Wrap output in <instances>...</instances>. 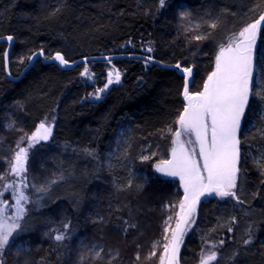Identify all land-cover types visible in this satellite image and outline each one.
I'll return each mask as SVG.
<instances>
[{"label":"trees","instance_id":"1","mask_svg":"<svg viewBox=\"0 0 264 264\" xmlns=\"http://www.w3.org/2000/svg\"><path fill=\"white\" fill-rule=\"evenodd\" d=\"M173 7L190 12L191 19H176ZM263 9L264 0H166L163 10L160 0H0V36L14 37L9 55L12 77L19 75L36 50L43 49L47 56L59 51L70 61L89 54L146 53L151 47L153 51L146 54L161 62L193 67L191 92L195 93L209 75L217 49ZM212 23L216 28L210 27ZM197 35L207 38L198 41ZM6 46L0 43V124L14 131L16 126L27 135L40 121L55 117L50 140L29 153L28 170L29 178L36 180L46 166L52 173L49 179L58 182L41 206L43 216L36 214L41 218L33 216L25 222V228L32 223L37 234L23 245V251L10 244L2 264H76L81 254L88 257L86 264H156L165 241L163 221L173 216L182 193L177 181L163 180L152 166L156 160L167 159L183 108V77L141 59H116L113 63L122 73L121 82L110 86L99 102H85L89 93L106 82V61L89 63L95 73L92 82L79 76L83 64L67 70L40 59L22 78L12 81L4 71ZM257 49V90L239 134L235 190L239 202L217 197L203 200L182 246L181 264H196L204 242L222 236L226 242L213 264H264V99L259 98L264 94V32L259 34ZM120 127H124L122 135ZM141 156L151 159L142 161ZM37 163L40 170H33ZM130 179L132 187L117 190ZM52 204L66 208L59 215L71 219L74 236L70 240L51 238L50 225L62 220L50 212ZM93 207L99 212L96 217L88 210ZM124 221L136 227L125 232ZM42 230L48 235L40 237ZM249 236L252 242L244 245ZM17 239L26 240L23 233ZM81 241L95 245L93 253H82ZM154 244L156 255L149 258ZM99 247L100 257L93 258Z\"/></svg>","mask_w":264,"mask_h":264},{"label":"snow or ice","instance_id":"2","mask_svg":"<svg viewBox=\"0 0 264 264\" xmlns=\"http://www.w3.org/2000/svg\"><path fill=\"white\" fill-rule=\"evenodd\" d=\"M166 0H160L161 8L164 7ZM181 18L191 16L190 12L183 11L180 13ZM216 24L212 23L211 28H216ZM264 32V12L259 14V17L239 33V39L227 48L221 47L215 57V68L209 73L204 81L203 90L196 93H189L188 86L190 83L189 77L192 75L193 69L185 67L182 73L185 77L184 97L187 103L184 106L183 112L177 120L178 127L174 133L172 141L173 147L170 150V159L161 160L155 165V171L168 177H179L181 185L184 189V197L180 201V211L176 213V224L174 228L170 225L165 227L163 252L160 255L159 264H178V253L184 242L186 234L192 229L194 214L197 205L201 202L202 197H218L221 200L225 198H233L239 202V197L235 189L237 188L240 159L241 143L238 133L241 130L243 120L246 115V109L249 105L250 97L257 90L253 80V49L257 42V35ZM206 36L197 35L196 40L206 39ZM9 41L13 40L12 36L7 37ZM146 53H151L153 49L148 47L144 50ZM43 57L45 60L58 62L62 68H70L76 62L69 61L65 55L57 51L54 56L45 55L43 49L39 53H33L27 57L29 62H32L34 57ZM108 67L106 68V82L102 88H97L94 93H89L85 97V102H99L103 99V94L110 86L121 82L122 73L116 68L111 57L104 58ZM145 63L153 61L151 55L146 56ZM24 58H21L23 62ZM80 63L84 65L83 70L79 73L81 78L88 81L95 79L94 71L89 67V60L84 57ZM7 61H5V67ZM177 69L181 65H175ZM29 69L26 64L24 71ZM259 98L264 99V94ZM264 116V113H262ZM55 117L52 120L55 121ZM53 125L41 122L36 131L30 136L21 137V141L27 140L28 146L19 147V150L14 153L13 161L11 162L9 175L18 177V181L5 183L0 190V197L11 189V197L14 203L9 204V201L0 199V253H2L26 228L23 224L24 219L29 214L27 205L40 204L44 195L50 188L58 182L57 179H52L46 184L36 187L34 184L29 185L27 181V163L29 153L41 141H49L52 136ZM171 131V129H169ZM195 136V142L199 145L198 158L195 151L189 152L186 143L183 141V136ZM93 156L92 152L87 153ZM127 155V154H125ZM155 155V154H153ZM140 159L149 160L150 156H141ZM202 161V164H201ZM259 163V162H258ZM131 172V169H129ZM3 177H0L2 179ZM63 175L59 180H63ZM133 181L130 179L126 186H117L118 191H122L124 187H132ZM137 187H141L137 185ZM29 188L33 190V194L37 197H32L27 194ZM9 209H12V214L7 215ZM130 214H131V210ZM102 221V217L99 218ZM172 217H169L170 221ZM235 221V218H232ZM124 231L129 228H135L136 225L129 224L124 221ZM167 224V222H166ZM64 232H59L53 237L57 242L70 240L72 235L67 231L69 223H65ZM171 231L169 239L168 232ZM233 229L228 228L231 233ZM45 235H48L46 233ZM206 242V241H205ZM252 242V237L243 241L244 245ZM224 240L218 242V246L222 247ZM80 249L83 252L93 253L95 245H87L83 241L80 242ZM217 247V245H213ZM156 245H153L151 256H155ZM23 251L24 249H19ZM100 257V252H94L93 258ZM139 259V253H137ZM234 259V258H233ZM88 257L81 254L76 264H86ZM218 260L217 251L205 252L201 248L199 264H212Z\"/></svg>","mask_w":264,"mask_h":264},{"label":"rangeland","instance_id":"3","mask_svg":"<svg viewBox=\"0 0 264 264\" xmlns=\"http://www.w3.org/2000/svg\"><path fill=\"white\" fill-rule=\"evenodd\" d=\"M186 11V10H185ZM172 12L173 13H176L177 14V16L175 17L176 19H178V20H180L181 18V16H180V13L181 12H183V9L182 8H177V7H173L172 8ZM187 22H189L188 20H187ZM236 35H234V36H231L230 37V40H229V42H231V40H233L234 39V37H235ZM220 48V47H219ZM218 50V49H217ZM217 53V52H216ZM84 67V66H83ZM82 67V68H83ZM83 70V69H82ZM82 79H84V78H82ZM85 81H87V82H92V81H88V80H86V79H84ZM177 120V119H176ZM43 122H45L46 124H52L53 125V123H54V121L52 120V118H49V119H44V120H42ZM42 121H40L37 125H36V127H35V129L32 131V132H30V133H28L27 135H23L22 133H20V128H18V127H14V129H15V131L12 129V127H8V126H6L5 125V123H1L0 124V176H2L3 178L1 179V186H0V190H2V186L5 184V183H11L12 181H18L19 180V178L18 177H15L14 175H9V173H10V167H11V162L13 161V157H14V153L16 152V151H18L19 150V147H27L28 146V142H27V140L26 139H24V141L23 142H20L21 141V137H26V136H30L34 131H36V129H37V126L42 122ZM4 126V127H3ZM177 127H178V124L176 123V125H175V129H174V131H173V134H172V136H171V139H170V143H169V148H168V151L173 147V144H172V141H173V139H174V133H175V131H176V129H177ZM11 130H10V129ZM119 134L120 135H122L123 134V132H124V127H120V130H119ZM119 138V137H118ZM181 139L183 140V141H185V142H187L189 139L192 141V143H190V144H188V143H186L185 145H188V146H191L193 149H196V144H194V139H193V135L192 136H183V137H181ZM50 140V139H49ZM41 142H44V141H41ZM47 142V141H46ZM38 145V144H37ZM4 153H5V156H4ZM167 155H168V152H167ZM2 156H4V158L2 157ZM168 158V157H167ZM45 161V160H44ZM161 160H156L155 161V163L153 164V170H154V172L153 173H156V175L157 176H159L160 178H162L163 180H167V179H165V178H163L162 176H160L156 171H155V169H154V167H155V164H157L158 162H160ZM40 163V162H39ZM39 163H37V164H35L34 166H33V170H34V168H35V170H42V172L40 173V175L38 176V179H36V180H33V179H30L29 177L31 176V174H30V169L28 170V163H27V173H26V176H27V181H28V183H29V185H32V184H34L36 187H40L41 185H38L37 184V182L39 181V179H41L42 181H45V183L44 184H46V180L47 181H49V180H52V179H49L51 176H52V173H50V171L48 172V169H47V167L46 166H44V169H42V168H40L39 169V167H38V165H39ZM45 163V162H44ZM43 163V164H44ZM36 166V167H35ZM8 167V168H7ZM238 167H239V165H238ZM7 169V170H6ZM48 172V173H47ZM42 175V176H41ZM41 177V178H40ZM170 180V179H169ZM173 181H175V180H173ZM178 188H179V184H178ZM51 189V188H50ZM236 190V189H235ZM27 191V194H29L31 197H32V199H36L37 197L33 194V190L31 189V188H29L28 190H26ZM169 193V192H168ZM165 194V193H164ZM165 196H167V194H165ZM50 196H49V192L46 194V195H44L43 196V198H42V201H41V203L40 204H30V205H27L26 207L28 208V212H29V215L28 216H26V218L24 219V221H23V224H24V226H25V222L28 220V219H32V218H34L33 216H36V214H39L41 217L43 216V213H42V208H41V206H43L42 204L43 203H45V202H47L49 199ZM169 197V196H168ZM181 198V197H180ZM0 199H2V200H7V201H9V204H12V203H14V200L12 199V197H11V189H9L5 194H3V196L2 197H0ZM91 199H93L94 200V198H93V195L91 196ZM227 199H229V200H231V199H233V198H227ZM233 200H235V201H237L236 199H233ZM95 201H97V199H95ZM167 201H169V198H168V200H166V202ZM180 201V200H179ZM179 201H178V204H179ZM177 204V205H178ZM49 205H51V204H49ZM48 205V206H49ZM167 205H168V203H167ZM177 205H175V210H174V212L172 213L173 214V216H167V218H169V217H172V219L169 221L168 219H166L165 220V222L163 221V226H164V228H163V232H164V234H165V227H167V226H169L170 225V227H172L171 225H172V223H173V220H174V218H175V212H176V209H177ZM63 205H60V206H57L58 208H56V207H54L53 206V204H52V206H49L48 208L50 209V212L53 214V212H56L58 215H56V216H58V217H61V221H58V222H55V221H53L52 222V224L50 225V227H51V229H50V231H51V238H53L55 235H57L58 234V231L59 232H64V231H66L64 228H63V225L65 224V223H69V221L71 220H67L66 219V217H65V219H64V217L63 216H61V215H59V213H60V211L62 212V214L63 213H65V211H67L66 210V208L65 207H62ZM89 210V213H91L94 217H96V216H98L99 215V212L96 210V208H90V209H88ZM45 212V211H44ZM7 215H11L12 214V209H9L8 210V212L6 213ZM39 215H37L36 217H38V218H41ZM197 217H198V215H197ZM197 217H195L194 218V221H196V219H197ZM166 222H167V224H166ZM57 225H56V224ZM69 225H70V223H69ZM194 226V225H193ZM56 228V229H55ZM43 231V230H42ZM72 236H74L73 235V233H72V231L70 230V226H69V229L67 230ZM170 232V231H169ZM169 232H168V235H169ZM23 234L25 235V238H26V240H24L25 242H22L23 240H19V239H15L14 241H12L10 244H14V245H16L17 247H16V249L17 250H19V249H21V248H26L25 246H23V245H27V242L31 239V236H34V235H36L37 233L35 232V229H33V226H32V223H31V225L30 226H28L27 228H26V231H24L23 232ZM46 233H44V231H43V233H41V231H40V237H43L44 235H45ZM84 235V234H83ZM83 235L81 236V237H83ZM220 240H224V243L226 242V236H222V237H219V238H217L216 239V241H206V242H204V244L201 246V248L203 247V249H204V251L205 252H209V251H217L218 252V257H219V255H220V246H218V242L220 241ZM166 241H164V243H165ZM36 245H38V243H36V242H34ZM163 243V244H164ZM217 245V247H213V245ZM8 248V247H7ZM6 248V249H7ZM101 249H102V247H99V248H97V250H95V252H99V251H101ZM5 251V250H4ZM4 251L2 252V253H0V264H2V263H4L5 262V256H3L4 255ZM20 251V250H19ZM162 251H163V245H162V250H161V252L159 253V256H158V259H157V263L156 264H159V259H160V255L162 254ZM17 252V251H16ZM17 254H19V252H17ZM200 254H201V249H200V251H199V253H198V256H197V263L200 261ZM219 259V258H218ZM217 261H215V262H212V264L213 263H216ZM196 263V264H197Z\"/></svg>","mask_w":264,"mask_h":264},{"label":"water","instance_id":"4","mask_svg":"<svg viewBox=\"0 0 264 264\" xmlns=\"http://www.w3.org/2000/svg\"><path fill=\"white\" fill-rule=\"evenodd\" d=\"M262 12H264V9H263V11ZM259 17V16H258ZM257 17V18H258ZM256 18V19H257ZM255 20V19H254ZM253 20V21H254ZM252 21V22H253ZM252 22H250V23H252ZM249 24V23H248ZM247 25H245L244 27H246ZM243 27V28H244ZM243 28L236 34V36L234 37V39L233 40H231V42H228L226 45H224V46H222V47H224V48H227L230 44H233L234 45V43H235V41L237 40V39H239V33L243 30ZM7 37H9V35H4V36H0V43L1 42H6L7 43V46L5 47L6 49H5V52H4V57H3V59H4V71L6 72V75H7V77L9 78V79H11L12 81L13 80H18V79H20V78H22L23 76H24V74L28 71H24V67H25V65L26 64H28L29 65V69L34 65V63H35V61L36 60H38V59H40L41 61H42V63H45V64H47L48 62H53L54 64H56V66L58 67V68H61V69H67V70H70V69H73L74 67H76V66H79V65H81V63H80V61L84 58V57H87L88 58V60H89V62H93V61H95V60H98V61H104L105 59V57H111L112 58V60H116L117 58H124V59H127V58H134V59H142V60H144L145 61V57L147 56V55H144V54H135V53H121V54H116V55H109V54H104V55H93V56H84V57H81V58H78V59H75V60H70V61H75L76 63L72 66V67H70V68H62V67H60L59 65H58V62H55V61H49V60H45L43 57H40V56H37V57H34V59H33V61L32 62H29V61H27V63L24 65V67L22 68V71L19 73V75H17L16 77H12L11 76V74H10V71H9V61H10V59H9V55H10V52H11V50H12V45H13V42H14V37H13V40H11V41H9L8 39H7ZM258 40H259V34L257 35V42H256V45H255V47H254V49H253V64H254V68H253V80H254V77H255V72H254V69H255V65H256V56H257V45H258ZM221 48V47H220ZM220 48L217 50V53H216V55L218 54V52H219V50H220ZM41 50H36L34 53H39ZM33 54V53H32ZM31 54V55H32ZM30 55V56H31ZM55 55V53L54 54H52L51 56H54ZM216 55H215V57H216ZM153 57V56H152ZM215 57H214V59H213V67H212V69H211V71L209 72V73H211L213 70H214V68H215ZM5 61H7V66L5 67ZM149 63H154V64H156V65H158V66H160L161 68L163 67V68H166V69H169V70H172V71H175L178 75H180V76H182L183 77V85H182V91H181V94H180V98L182 99V102H183V108H182V111H181V113L183 112V109H184V106H185V104L187 103V101L185 100V97H184V91H185V77H184V75H183V73H182V69H183V67L181 66V68L180 69H177L176 67H175V65L177 64V63H179V62H176V63H174V64H167V63H165V62H161V61H159L158 59H156L155 57H153V61L152 62H149ZM180 64V63H179ZM181 65V64H180ZM192 69H193V67L192 66H190ZM194 69H193V72H192V75L189 77V80H190V83H189V86H188V91H189V93H193V92H191V87H192V84H193V80H194ZM208 77V76H207ZM207 77L204 79V81L207 79ZM204 81H203V83H202V88L200 89V90H198V92H200V91H202L203 90V85H204ZM196 93V92H195ZM252 97V96H251ZM251 97H250V99H251ZM248 108V107H247ZM247 110V109H246ZM179 116H180V114H179ZM179 116H178V118H179ZM178 118H177V120H178ZM177 120H176V122H177ZM244 121V120H243ZM242 125H243V123H242ZM241 131V130H240ZM240 131H239V133H238V136H239V134H240ZM193 139H194V144H196V149H193L191 146H187V145H185L186 147H187V149H188V151L191 153V152H193V151H195V153L197 154V158H198V153H199V145L195 142V136L193 135ZM240 146V145H239ZM171 150V149H170ZM170 150L168 151V155H167V159H170L171 158V156H170ZM239 163V162H238ZM157 164H159V162L157 163ZM157 164H155V165H157ZM201 164H202V161H201ZM154 169H155V167H154ZM158 173V172H157ZM160 176H162L163 178H165V179H170V180H175V181H177L178 182V184H179V190L181 191V198H180V201L183 199V197H184V189H183V186L181 185V182H180V179H179V177H168V176H164L163 174H161V173H158ZM215 196H212V197H202L201 198V202L197 205V209H196V212H195V214H194V218L195 217H197V215H198V209H199V207H200V205H201V203L203 202V200H205V199H208V198H214ZM180 201H179V204L177 205V209H176V212H175V214L176 213H178L179 211H180V207H179V205H180ZM175 224H176V215H175V218H174V220H173V223H172V227L171 228H174L175 227ZM191 230V229H190ZM190 230H189V232H190ZM188 232V233H189ZM187 233V234H188ZM187 234H186V236H187ZM186 236H185V239H186ZM168 237H169V239H170V237H171V231L169 232V235H168ZM185 239H184V241H185ZM183 244H184V242L182 243V245H181V247H180V251H179V253H178V264H181V260H180V255H181V252H182V246H183ZM163 252V251H162ZM197 264H199V262L197 263Z\"/></svg>","mask_w":264,"mask_h":264},{"label":"bare ground","instance_id":"5","mask_svg":"<svg viewBox=\"0 0 264 264\" xmlns=\"http://www.w3.org/2000/svg\"><path fill=\"white\" fill-rule=\"evenodd\" d=\"M253 3H254V1H253ZM253 3H252V7H253ZM255 4H256V3H255ZM189 6H190V5H189ZM254 6L256 7V5H254ZM252 7H251V8H252ZM163 8H164V7H163ZM163 8H162V10H163ZM189 8H190V7H189ZM249 9H250V8H249ZM253 9H254V7H253ZM254 10H255V9H254ZM254 10H253V11H254ZM251 12H252V11H251ZM260 12H261V11H260ZM160 15H161V14H160ZM164 16H165V15H164ZM168 16H169V15H168ZM191 17H192V15H191ZM191 17H190V19H191ZM164 18H165V17H164ZM164 18H163V19H164ZM180 18H181V17H180ZM188 18H189V17H188ZM188 18H186V19H188ZM166 19H168L167 16H166ZM180 20H182V18H181ZM183 20H184V19H183ZM193 20H195V19H193ZM161 22H162V21H161ZM190 22H191V20H190ZM158 23H159V22H158ZM166 23H167V22H166ZM168 23H169V25H171L170 22H168ZM171 23H172V22H171ZM186 23H187V22H186ZM162 24H163V23H162ZM167 25H168V24H167ZM169 25H168V26H169ZM190 25H191V24H190ZM169 27H170V26H169ZM155 29H156V28H155ZM10 36H12V35H10ZM151 36H152V35H151ZM147 38H148V40H149V37H147ZM143 39L145 40V38H143ZM144 40H142V41H144ZM130 41H131V39H130ZM140 41H141V40H140ZM121 43H122V45H123V42H121ZM125 44H126V43H125ZM139 44H140V43H139ZM143 44H144V43H143ZM145 45H146V44H145ZM129 46H131V44H130ZM121 47H122V46H121ZM131 48H132V47H131ZM129 49H130V48H129ZM141 49H142V48H141ZM127 50H128V49H127ZM115 51H118V49L115 50ZM115 51H114L113 53H115ZM120 51H121V50H120ZM139 51H140V50H139ZM139 51H138V52H139ZM126 52H127V51H126ZM98 53H99V52H98ZM104 54H105V53H104ZM104 54H93V55H104ZM116 54H121V53H116ZM116 54H109V55H116ZM135 54H137V53H135ZM139 54H144V55H147V56L149 55V54H146V53H139ZM93 55H90V54H89V55H84V56H93ZM150 55H151V54H150ZM154 55H155V54H154ZM50 56H51V55H50ZM75 56H76V55H75ZM84 56H81V57H84ZM151 56H153V55H151ZM153 57H154V56H153ZM155 58H156V57H155ZM117 59H124V58H117ZM156 59H158V58H156ZM133 60H135V59H133ZM141 60H142V59H141ZM104 61H106V60H104ZM104 61H98V60H95L94 63H95V62H104ZM113 61H116V60H113ZM142 61H144V60H142ZM144 62H145V61H144ZM180 62H181V61H180ZM114 63H115V62H114ZM25 64H26V63H25ZM81 64H82V63H81ZM91 64H93V63H91ZM91 64H90V65H91ZM106 64H107V63H106ZM116 64H117V63H116ZM104 65H105V64H104ZM80 66H81V65H80ZM106 66H107V65H106ZM142 66H143V65H142ZM92 67H93V66H92ZM104 67H105V66H104ZM106 68H107V67H106ZM116 68H117V67H116ZM152 68H153V67H152ZM168 70H169V69H168ZM147 71H148V70H147ZM145 73H146V72H145ZM148 73H149V71H148ZM182 85H183V84H182ZM198 85H199V84H198ZM194 87H195V85H194ZM181 90H182V89H181ZM2 109H3V108H2ZM1 112H2V111H1ZM2 114H3V113H2ZM2 114H1V115H2ZM1 115H0V116H1ZM10 115H11V114H10ZM13 115H14V114H13ZM130 120L132 121V119H130ZM1 121H2V120H1ZM35 123H36V122H35ZM1 125H2V124H1ZM0 127H1V126H0ZM3 127H4V126H3ZM119 130H120V129H119ZM150 139H153V137L150 138ZM154 139H155V137H154ZM147 140H148V139H147ZM156 141H157V140H156ZM154 143H155V142H154ZM152 145H153V144L151 143V146H152ZM151 150H152V149H151ZM151 152H152V151H151ZM167 152H168V151H167ZM149 155H150V154H149ZM4 156H5V153H4ZM4 156H2V157L4 158ZM48 172H49V171H48ZM48 172H47V173H48Z\"/></svg>","mask_w":264,"mask_h":264},{"label":"flooded vegetation","instance_id":"6","mask_svg":"<svg viewBox=\"0 0 264 264\" xmlns=\"http://www.w3.org/2000/svg\"><path fill=\"white\" fill-rule=\"evenodd\" d=\"M188 146V145H187ZM218 198V197H217Z\"/></svg>","mask_w":264,"mask_h":264}]
</instances>
